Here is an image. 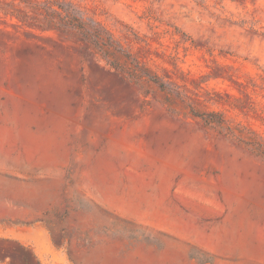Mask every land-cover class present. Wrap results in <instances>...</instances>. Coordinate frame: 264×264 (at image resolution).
I'll return each instance as SVG.
<instances>
[{
    "label": "rangeland",
    "instance_id": "obj_1",
    "mask_svg": "<svg viewBox=\"0 0 264 264\" xmlns=\"http://www.w3.org/2000/svg\"><path fill=\"white\" fill-rule=\"evenodd\" d=\"M59 1L109 30L167 90L133 82L75 34L0 13V128H17L15 102L63 126L53 161L27 159L19 143L0 154V179L61 183L40 206L0 184V264H121L171 244V264H242L219 238L241 205L264 264V157L251 145L264 146V0ZM195 110L221 113L244 142ZM99 162L113 171L112 198ZM99 248L111 253L85 258Z\"/></svg>",
    "mask_w": 264,
    "mask_h": 264
},
{
    "label": "bare ground",
    "instance_id": "obj_2",
    "mask_svg": "<svg viewBox=\"0 0 264 264\" xmlns=\"http://www.w3.org/2000/svg\"><path fill=\"white\" fill-rule=\"evenodd\" d=\"M13 108L11 118L17 128H0V154L8 155V151L14 150L19 143L23 155L27 159L55 160L62 150L60 137L63 126L61 121L43 118L24 103L15 102ZM33 126L37 127L36 130H33ZM112 174V169L106 163L99 162L97 164V180L109 198H112L113 188L108 178ZM0 184L14 197L39 206L55 197L61 185L60 180L52 178H29L26 183L16 179H0ZM225 223L228 226L222 229L219 237L223 246L241 253L244 256L241 260L242 264H258L257 251L253 245L252 230L246 217L245 208L242 205L237 207ZM175 250L173 244L169 245L162 253L138 249L135 252L136 257H129L121 264H171L179 253ZM105 252L111 253L108 249L99 248L91 256L85 258L97 257ZM109 261L113 263V258H110Z\"/></svg>",
    "mask_w": 264,
    "mask_h": 264
},
{
    "label": "trees",
    "instance_id": "obj_3",
    "mask_svg": "<svg viewBox=\"0 0 264 264\" xmlns=\"http://www.w3.org/2000/svg\"><path fill=\"white\" fill-rule=\"evenodd\" d=\"M0 13L19 18L22 22L43 30L55 29L75 34L90 51L98 54L117 72L126 74L133 82L148 81L165 91L167 90L165 84L161 82L159 76L150 67L143 65L131 53H127L114 39L111 32L99 22L83 19L78 7L71 2H60L59 0L4 1L0 7ZM122 58L132 65L130 70H125L119 63ZM262 80L264 82V78ZM215 103L220 104L221 102L215 100ZM235 108L241 110L239 107ZM195 118L199 119L206 127L216 129L223 135L244 142L241 131L238 132L228 125L221 113L215 111L196 112L195 110ZM251 145L258 147L255 150L264 157L263 145Z\"/></svg>",
    "mask_w": 264,
    "mask_h": 264
}]
</instances>
